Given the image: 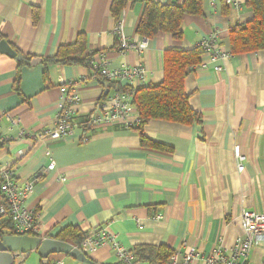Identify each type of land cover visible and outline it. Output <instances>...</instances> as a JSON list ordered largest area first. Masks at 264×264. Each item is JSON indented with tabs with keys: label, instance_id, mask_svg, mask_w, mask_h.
Listing matches in <instances>:
<instances>
[{
	"label": "crops",
	"instance_id": "crops-1",
	"mask_svg": "<svg viewBox=\"0 0 264 264\" xmlns=\"http://www.w3.org/2000/svg\"><path fill=\"white\" fill-rule=\"evenodd\" d=\"M113 1L0 0V37L30 59L26 64L0 52V115L9 113L20 123L12 128L1 120V133L10 140L0 150V166H14L21 184L35 181L24 206L39 215L43 239L58 240L66 228L88 236L104 228L130 251L165 246L183 252L185 243L202 253L218 245L230 249L244 236L243 212L264 213V50L216 62L203 52L184 82L201 123L153 120L143 128L147 139L165 149L142 146L141 133L119 125L59 140L37 138L55 127L62 85L80 98L74 106L78 122L96 113L107 94L95 67L141 66L146 85H158L166 51L192 50L215 33L217 47L230 52V28L254 16L245 5L238 11L224 0H202V14L184 19L180 42L160 33L142 52L122 54L115 27L122 21L130 43L142 44L136 30L146 0H128L119 20L111 14ZM80 35L88 65L50 62ZM34 59L40 63L32 66ZM2 199L0 193V204ZM85 254L97 264H119L110 245ZM13 255L16 264H43L36 251ZM58 261L82 264L66 254L50 256V264ZM249 261L264 264V239L254 244Z\"/></svg>",
	"mask_w": 264,
	"mask_h": 264
},
{
	"label": "built area",
	"instance_id": "built-area-1",
	"mask_svg": "<svg viewBox=\"0 0 264 264\" xmlns=\"http://www.w3.org/2000/svg\"><path fill=\"white\" fill-rule=\"evenodd\" d=\"M225 4L235 10H242L245 0H224ZM114 34L119 40L118 50L122 54L129 51L142 52L149 39L144 38V42L138 46L130 43L125 36L124 25L118 21ZM217 35L214 33L200 40L196 47L201 48L210 55L211 61L227 59L233 55L228 51L219 49L216 45ZM105 61V58L103 59ZM96 74L107 82L118 83L123 87H141L147 84L148 74L141 66H126L119 70H109L104 64L95 67ZM217 71L221 67L216 68ZM70 85H62L59 111L56 116L55 127L44 133H40L39 140H59L75 134L77 131L89 129H99L108 126H122L125 128H135L139 125V116L132 105V96L129 93L116 89L110 90L109 95L100 103L99 110L90 116L75 120L74 106L80 102V98L73 93ZM10 121L12 128L20 126L18 119L12 118L9 113L0 115ZM21 136L25 131L21 130ZM10 140L3 136L0 128V141L7 143ZM19 152V157H23ZM245 157H241L239 171L245 170ZM55 168L52 163L51 169ZM35 181L21 184L17 179V172L14 166H0V193L4 203L0 204V216L7 217L12 224V233L15 236H38L40 231L39 215L35 211L28 210L24 202L28 195L33 192ZM242 226L244 236L230 248L225 249L221 245L213 248L209 253H202L194 246L184 245V251H177L171 256L167 264H252L249 261L250 252L255 243L264 239V213L244 211L242 214ZM110 245L115 252L119 264H139L132 251L120 244L116 236L100 230L89 235L83 243L82 249L85 253L93 252L98 248ZM51 264H63L61 261Z\"/></svg>",
	"mask_w": 264,
	"mask_h": 264
},
{
	"label": "trees",
	"instance_id": "trees-1",
	"mask_svg": "<svg viewBox=\"0 0 264 264\" xmlns=\"http://www.w3.org/2000/svg\"><path fill=\"white\" fill-rule=\"evenodd\" d=\"M127 1H113L111 14L116 20H119L126 8ZM244 5L252 9L254 16L250 22L230 28V53L233 56L264 50V0H245ZM225 7L228 8L227 5ZM201 14L202 0H173L166 4L146 0L136 32L146 39H153L160 33H167L177 43L183 38L182 28L186 16ZM85 51L86 38L80 35L74 45L61 47L58 55L50 58V62L88 65L89 59L86 57L83 59ZM203 52L199 47L189 51L174 47L166 51L164 55L165 77L158 85L123 87L118 83L107 82L101 78L109 91L116 89L132 96V105L140 120L139 125L134 129L141 133L142 146L165 149L164 146L143 135V128L150 121L161 120L182 125L201 123L200 115L190 107L189 95L184 90V82L189 73L201 64ZM29 61V58H22L23 63L28 64ZM107 96L108 94L103 99ZM4 145L5 143L0 141V150ZM1 203H4L3 199ZM6 230L13 234L10 220L5 216H0V237L4 236ZM87 236V233L78 228H66L57 239L62 242L69 241L82 251ZM132 253L139 264H167L174 251L165 246H136ZM89 259L97 264L91 258Z\"/></svg>",
	"mask_w": 264,
	"mask_h": 264
},
{
	"label": "water",
	"instance_id": "water-1",
	"mask_svg": "<svg viewBox=\"0 0 264 264\" xmlns=\"http://www.w3.org/2000/svg\"><path fill=\"white\" fill-rule=\"evenodd\" d=\"M0 52L21 61L19 56L10 44L0 37ZM40 63V59H34L31 62L32 66ZM107 89L106 93L108 94ZM20 251L21 254L36 251L41 257L43 264L50 263V256L54 254H66L82 264H94L79 248L73 245L58 241L55 239H43L39 236H15L4 235L0 237V264H16V256L13 255L15 251Z\"/></svg>",
	"mask_w": 264,
	"mask_h": 264
}]
</instances>
